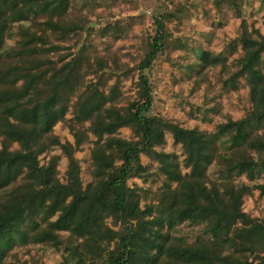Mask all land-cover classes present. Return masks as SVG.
<instances>
[{
    "label": "trees",
    "instance_id": "trees-1",
    "mask_svg": "<svg viewBox=\"0 0 264 264\" xmlns=\"http://www.w3.org/2000/svg\"><path fill=\"white\" fill-rule=\"evenodd\" d=\"M203 1L234 10L240 23L222 50L200 51L192 91L210 85L206 73L215 69L224 90L244 80L249 102L243 116L226 115L213 130L150 114L153 65L183 47L167 27L182 22L178 0L153 16L132 65L121 57H135L114 44L133 33L134 15L95 26L103 15L92 21L86 1L0 0V190L20 185L28 193L0 208V261L15 246L38 245L62 250L57 264H264V255L254 263L264 252V220L242 209L245 194L264 196V34L241 16L246 0ZM57 123L73 141H61ZM166 133L181 154L156 149ZM86 143L84 183L75 154ZM134 178L160 185L130 184ZM182 222L202 223L201 234L186 240Z\"/></svg>",
    "mask_w": 264,
    "mask_h": 264
},
{
    "label": "rangeland",
    "instance_id": "rangeland-1",
    "mask_svg": "<svg viewBox=\"0 0 264 264\" xmlns=\"http://www.w3.org/2000/svg\"><path fill=\"white\" fill-rule=\"evenodd\" d=\"M86 1L83 8L92 21H96V14L102 13L103 18L94 24L99 26L106 20L114 18H126L129 15L135 16L133 33L124 40L115 42L114 47L121 46V53L130 52L134 59L128 55L122 56V60L134 64L137 60L136 49L146 35V30L150 29L153 16L161 13L169 6L168 0H80L79 5ZM182 6V22L177 26L174 22H168L167 27L174 37L179 38L182 49H174L168 52L169 60L156 61L153 65L150 81L154 87L153 104L150 111L152 115H158L164 120H177L185 127H198L200 129L213 130L214 125L220 121H225V116L230 115L233 119L240 118L249 106L247 98V88L244 80L237 91L224 90L221 82L216 76L217 71L210 69L206 73L207 85L203 82L198 88L192 91V79L190 68L198 69L197 58L200 51L210 50L218 52L225 44L238 34L240 17L234 10L218 12L211 2L203 0H178ZM92 11V12H91ZM264 13L263 0H246L241 9V16L247 22H253L264 34L262 15ZM137 17V18H136ZM135 34V35H134ZM94 43L101 49L105 44L94 38ZM232 58H229L231 61ZM131 81L124 82V91L127 95H133ZM208 90H207V89ZM217 93L220 95L217 96ZM206 94V95H205ZM204 112L208 114L210 121L202 120ZM69 116V114H67ZM61 141H73L67 127L57 123L54 126ZM120 134L125 138H130L131 132L127 128H121ZM166 143L156 147L166 152H176L181 154L179 145L172 143L169 133L165 135ZM91 144H84L82 150L76 152V157L80 159L81 178L84 183L91 180V160L89 149ZM53 153L60 154V149L55 148ZM142 163L150 165L153 169L156 163L152 162L145 155H141ZM66 158L61 155L58 166L59 176L64 178L66 169ZM216 167L209 169V174L214 176ZM242 180L246 182L244 177ZM264 181V177L258 182ZM130 184L137 183L153 190L160 185V181L155 183L147 182L143 184L140 179H130ZM28 196L26 190L20 185L8 186L0 190V208L14 207L22 203ZM242 209L254 218L264 220V196L259 194L257 189L250 194H245L242 199ZM2 210V209H1ZM202 223L191 224L182 222L177 226L178 234L186 240L193 241L201 234ZM62 250L53 248H39L38 245L15 246L0 264H57L61 260ZM264 252L257 253L254 263H258Z\"/></svg>",
    "mask_w": 264,
    "mask_h": 264
}]
</instances>
